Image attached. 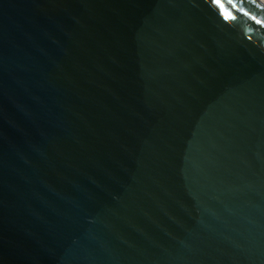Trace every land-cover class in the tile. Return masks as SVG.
Returning <instances> with one entry per match:
<instances>
[{
	"label": "water",
	"instance_id": "95a60500",
	"mask_svg": "<svg viewBox=\"0 0 264 264\" xmlns=\"http://www.w3.org/2000/svg\"><path fill=\"white\" fill-rule=\"evenodd\" d=\"M0 264H264V4L0 0Z\"/></svg>",
	"mask_w": 264,
	"mask_h": 264
},
{
	"label": "bare ground",
	"instance_id": "6f19581e",
	"mask_svg": "<svg viewBox=\"0 0 264 264\" xmlns=\"http://www.w3.org/2000/svg\"><path fill=\"white\" fill-rule=\"evenodd\" d=\"M264 4V0H260Z\"/></svg>",
	"mask_w": 264,
	"mask_h": 264
}]
</instances>
